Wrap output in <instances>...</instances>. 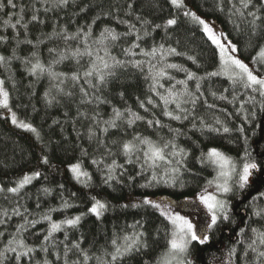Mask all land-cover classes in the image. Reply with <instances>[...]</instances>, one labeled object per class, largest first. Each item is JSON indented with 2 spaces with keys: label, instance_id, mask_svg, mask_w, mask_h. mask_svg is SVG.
<instances>
[{
  "label": "snow or ice",
  "instance_id": "6c2138e0",
  "mask_svg": "<svg viewBox=\"0 0 264 264\" xmlns=\"http://www.w3.org/2000/svg\"><path fill=\"white\" fill-rule=\"evenodd\" d=\"M140 2L141 0H124V3H121L120 0H32L29 5L22 4L18 8L15 0H0V12H3L6 7L14 10L18 8L15 16L9 14V18L3 20L5 28L14 30L22 28L24 30L23 40L18 38L19 31L13 37L16 40V45L28 44L32 45L33 49L36 45L29 38L28 29L30 24H44L46 22L40 18L41 11L46 15L50 12H60L72 7L78 8L77 15L89 12L96 13L90 23L77 26L72 33H69L67 24L59 26L58 31L56 30L57 26H53V33L48 34V39L53 37L63 39L68 45L66 50L68 54L64 51L57 53L56 49L49 48V53L56 55L51 61L44 64L35 50L30 53V58L23 59L17 56L14 50L11 57L0 55V67L7 69L10 67L12 60H21L28 75L36 77L37 80L47 76L53 82L52 88L56 90V95L51 94V89L45 92L46 103L49 106L54 102L60 103L57 96L74 97L77 94L74 91L75 89L79 91V104L81 105L92 104L93 100L97 101L98 104L107 103L108 101L101 99L98 94L107 89L112 81L119 79L121 72L127 71L129 67L140 72H144L147 68L144 78L151 81L149 91L159 97L162 102V116L180 123L191 121L193 129L197 128L196 121L199 120L201 134L205 132L220 133L221 128L223 133L231 131L229 127L223 126V122L219 118L215 119L213 125L208 124L203 117L196 115L198 105H203L208 109L216 107L215 103L208 102L205 93L201 90L202 82L212 77L223 76L231 82L234 90L236 86H240L245 90L250 89L252 93L258 94L262 98L259 105L260 111L264 112V73L261 72V68H264V44L259 46L257 55L252 58V64L260 66L254 68L240 57V49L237 43H234L224 33L218 32L215 25L209 23L206 18H202L195 11L188 9L184 0H169L174 8L184 9L183 16L189 18V21L200 30L203 38L213 48L217 70L207 72L205 76H198L196 72L190 71L182 65L166 62L167 57L185 55V53L177 51L176 47H165L164 43L159 45L153 43L148 49L142 47V43L152 37L157 29H163L166 37L172 39L169 29L178 25V19L173 17L167 19L163 25L153 24L150 19L137 12L134 5ZM223 2L224 0H218L216 5L218 11H224ZM37 4L40 7H37ZM228 4L230 5L228 9L229 20L233 22L234 28L238 32H243L242 25L247 27L246 34L248 35L249 46H252L254 38L264 40V0H228ZM26 10L31 11L30 19L27 20L24 15ZM233 18H236V20H233ZM13 20H15L14 23ZM108 21H114L116 25H124L126 30L123 32L117 31L116 27H113ZM70 22L76 23L75 21ZM98 22L102 26L97 34L94 26ZM8 39L7 36L0 35V43H7ZM72 41L77 42L75 47H72L69 43ZM43 42V40L39 41V43ZM176 43L179 44L180 40L176 39ZM116 48H120L122 56L125 57L124 59L113 54V50ZM137 56H143L147 59H135ZM187 58L196 63L195 57L188 56ZM66 60L75 61L76 68L71 74L54 70V65L63 63ZM168 69L184 72L185 79L176 80L175 77L168 74ZM164 79L168 81L175 80V83L165 88V85L161 83ZM189 81L195 82L194 89L189 87ZM66 84H70L67 91L65 90ZM177 85L182 87L178 89ZM13 87H15L14 81ZM159 89H164V91L161 92ZM123 95L121 92L120 96L122 98ZM208 95L213 100H228L227 96L223 94L217 96L214 91H210ZM9 98L10 93L5 87V80L0 79V108L11 112ZM235 99L236 95L233 91V101ZM233 101L228 102L232 103ZM249 101L254 104L256 96H249ZM247 102L240 104L241 111L244 110V104ZM146 103L151 105L153 109L161 107L160 104L154 102L151 96L147 98ZM139 107L143 108L145 112L149 111L145 106V101H140ZM67 115L66 112L65 116L67 117ZM79 117L92 120L99 133L102 134L98 135L97 131L89 127L88 138L89 140H96L97 149L104 148V154L107 156L116 157L119 155L124 158L123 164L118 163L116 158L105 164L103 156L100 160H91V163L98 168L101 165L104 166L106 173L103 182L110 187L112 181L121 182L119 177L123 176L127 170L125 165L138 164L140 167L138 175L143 174L145 171H151V179L146 184L140 185L141 187H149L153 182L159 184L160 179H158L157 170L161 169L162 166L164 175L168 177L164 180V183L166 185L171 184V186H175L178 181L182 183L183 172L190 171L187 167L190 153L177 143L178 138L184 133L180 128H172L170 124H164L160 119L155 118V113H153L152 119L146 120L144 116L132 111L131 108H125L121 111L119 108L113 107L112 116L108 120H102L99 118L98 112L89 117L77 108V118ZM249 117L255 120V111L245 115L244 120L248 121ZM138 121L145 122L149 128H167L169 133L172 134L171 138L159 136L158 139L153 140L149 136L134 133L131 139L112 140L111 145H118V152H113L112 147L106 143L104 138L107 137L109 130L114 129L127 135L126 129L132 128ZM11 123L18 128L35 134L38 140L41 139L37 128L30 123L18 120L15 112H11ZM54 123L59 124V121H54ZM101 124L104 126L100 127ZM237 131L243 134L245 129L241 126ZM84 154L87 155V151ZM240 160L242 163L216 147L209 148L207 152L201 151L200 156L197 157V161L202 166L212 167L216 171L214 179L207 182L209 187L215 185V192H209L205 189L197 197L199 205L206 209L210 217V220L205 221L199 232L197 225L187 215L175 211L170 201H156L145 196L141 202L131 205L133 208L146 206L155 209L171 225V229L166 233L168 236L166 251L154 264H192V260L189 258L191 244L193 242H198L201 245L206 244L209 240L207 232L210 229L217 226L219 222L231 221L230 201L221 198V196L232 195L234 197L237 192L244 193L245 190L252 189L257 193V195L251 197L253 202L264 199V190H261L260 187L264 186V165L256 162L249 150L247 137L244 138V152ZM41 162L47 165L49 163L48 157L44 156ZM69 170L78 182L84 184L85 187L89 186L91 176L87 171L82 170L81 163L70 165ZM40 177L41 172L34 171L31 174H24L22 178L15 182V186L5 188L0 185V194H4V199H9L7 194H12V196L18 198L10 209L0 208V226H5L4 230L0 231V241H6L0 248V264H54V261L48 258L49 255L55 256V262H58V264H89L90 261H94L95 264H130L131 261L147 254L150 247L148 232L145 224L140 220L127 225V229H130V231L121 230L119 233L113 231L112 237L106 241L107 246L101 248V255L90 254L88 249L82 247L83 236L78 240L69 242V231L81 227L86 216L90 214L100 220L109 211V204L106 201L97 199L96 196H91L92 202L87 212H82L74 217H65L58 222L53 220L52 212L73 207L65 200L61 205V209L50 208L40 216V219H30L29 209L26 205H21L19 200L28 195L24 192L26 186ZM129 179H134V177H129ZM60 187L63 188V185H60ZM42 191L45 194L51 193L49 188H44ZM217 193L220 195H217ZM72 195L75 196L76 194L73 193ZM189 206L195 207V201L190 202ZM22 207L23 211H21ZM36 207H40L39 202H37ZM121 207L127 208L129 205L124 204ZM13 217H19L20 220L15 224L14 231L9 233L6 226L13 220ZM252 217L257 218L259 226L255 227L245 223V226L239 229L237 236L245 237L247 229L251 234L247 237L248 242L243 247L242 254L237 255L236 244L245 245V240L238 238L236 244L229 249L228 257L231 259L235 256L242 264H264V207L253 205L252 214L248 219L251 220ZM42 221L47 222V228L43 230V238L39 244L30 245L24 234L28 233L30 229H34ZM60 232L64 234L63 240H58L56 237V234ZM33 235L39 237L41 233L34 232ZM61 246L63 247V255L59 250ZM249 252L255 254L254 259H247ZM38 253L43 254L40 259H37ZM70 253L75 256V259H70ZM140 264H150V262L141 259Z\"/></svg>",
  "mask_w": 264,
  "mask_h": 264
},
{
  "label": "trees",
  "instance_id": "16d2710c",
  "mask_svg": "<svg viewBox=\"0 0 264 264\" xmlns=\"http://www.w3.org/2000/svg\"><path fill=\"white\" fill-rule=\"evenodd\" d=\"M15 2L19 8L22 4L29 5L32 0H15ZM120 2L124 3V0H120ZM184 2L188 9L195 11L202 18H206L207 21L215 23L222 33L227 35L234 43H237L240 49L239 55L245 62L254 68L260 67L252 64V58L257 55L259 46L264 44V40L254 38L252 46H249L248 35L246 34L247 27L242 25L244 31L238 32L234 28L233 22L229 20L228 9L230 5L228 0L223 2V12L218 11L216 8L218 0H184ZM36 6L40 7L39 4ZM134 6L138 13L150 19L153 24L163 25L167 19L173 17L178 19V25L169 29L172 39L166 37L163 29H157L152 37L142 43V47L148 49L153 43L156 45L164 43L165 47H176L177 51L185 53V55L167 57L166 62L182 65L190 71L196 72L198 76H205L207 72L217 70L212 46L206 42L200 30L189 21V18L183 16L184 9L174 8L169 0H141L140 3H136ZM18 8L14 10L6 7L3 12H0V35L9 38L7 43H0V55L11 57L15 50V54L22 59L30 58V53L35 50L44 64H47L56 55L49 53V48L56 49L57 53L64 51L68 54L66 51L68 45L63 39L55 37L48 39V34L53 33L54 25L57 26L56 30L58 31L59 26L67 24L69 33H72L77 26L90 23L96 14L95 12H89L77 15L78 8L72 7L60 12H50L46 15L41 11L40 18L46 22L44 24H30L28 29L29 38L36 45L33 49L32 45L28 44L16 45V40L13 37L16 36L17 31H19L18 38L20 40L24 39L22 28L14 30L5 28L3 25V20L8 19L9 14L15 16ZM24 15L26 20L30 19L31 11L26 10ZM233 20H236V18H233ZM12 22L14 23L15 20ZM108 23L116 27L117 31L123 32L126 30L124 25H116L114 21H108ZM101 26L99 22L94 26L97 34ZM176 39L180 40L179 44L176 43ZM40 40L44 42L39 43ZM69 43L72 47H75L77 42L72 41ZM113 54L121 59L125 58L122 56L120 48L114 49ZM188 56L195 57L196 63L189 60ZM135 59L144 60L147 58L137 56ZM75 68V61L73 60H66L63 63L54 65L55 71L68 74H71ZM167 72L176 80L185 79L184 72L175 69H168ZM261 72L264 73V68H261ZM146 73L147 68L144 72H140L131 67L127 71L121 72L119 79L112 81L107 89L98 94L101 99L108 101L107 103L98 104L97 101L93 100L92 104L81 105L79 104V91L75 89L74 91L77 94L74 97L57 96L60 103L54 102L49 106L46 103L45 92L51 89V94L56 95V90L52 88L53 82L47 76L37 80L36 77L28 75L21 60H12L10 67L7 69L0 67V79L5 80V87L10 93L9 107L11 112L16 113L18 120L30 123L37 128L41 137L38 140L35 134L16 127L0 110V185L5 188L12 187L24 174H31L34 171L41 172L39 179L26 186L24 192L28 195L19 200L21 205H26L29 209L30 219H40V216L50 208L61 209V205L65 200L73 207L52 212L51 215L54 221L58 222L65 217L71 218L82 212H87V209L91 206V196L106 201L109 204V211L100 220L89 214L82 221L81 227L69 231V242L78 240L83 236L82 247L88 249L90 254L101 255V248L107 246L106 241L112 237L113 231L118 233L121 230L130 231V229H127V225L133 224L137 220L142 221L148 232L150 247L145 256L131 261L130 264H140L141 259L154 264L166 251V240L168 239L166 233L171 229L169 222L160 216L155 209L146 206L133 208L131 205L141 202L145 196L153 200L164 199L170 201L172 205L177 207L179 204L185 205V202L199 194L208 185L207 182L215 177L216 172L212 167L202 166L197 161L201 151L207 152L209 148L216 147L242 163L240 158L244 152V138L247 137L249 150L256 162L264 165V154H258L264 153V112L260 111L259 105L262 98L258 94L252 93L250 89L245 90L240 86H236L234 90L231 82L223 76L212 77L203 81L201 90L205 93L208 102L215 103L216 107L208 109L203 105H198L196 115L203 117L208 124L213 125L215 119L219 118L223 122V126L229 127L231 131L223 133L221 128L220 133L205 132L201 134L199 120L196 121L197 128L193 129L191 121L180 123L162 116V102L159 97L149 91L151 81L145 80ZM13 81L15 87H13ZM161 83L167 88L170 84L175 83V80L168 81L164 79ZM194 86L195 82L189 81V87L194 89ZM69 87L70 84H66L65 90L67 91ZM181 87L177 85L178 89ZM159 91L163 92L164 89H159ZM210 91L216 92L217 96L223 94L228 97V100H213L208 95ZM233 91L236 95L234 101ZM121 92L124 94L123 98L120 96ZM149 96L161 107L153 109L151 105H148L146 101ZM249 96H256L254 104L249 101ZM140 101H145V106L149 109L148 112L139 107ZM228 101L233 102L229 103ZM245 101L248 102L244 104V110L241 111L240 104ZM113 107L119 108L121 111L125 108H131L132 111L144 116L146 120L152 119L153 113H155V118L160 119L164 124H170L172 128L181 129L184 135L178 138L177 143L190 153L187 162L190 171L183 172L182 183L178 181L175 186L166 185L164 180L168 177L164 175L162 166L161 169L157 170L160 183L153 182L149 187H141L140 185L146 184L151 179V171H145L143 174L138 175L137 173L140 172L138 164L125 165L127 170L123 176L119 177L120 183L112 181L110 187L103 182L106 169L103 165L98 168L91 163V160H100L103 156L105 164L110 163L113 158H116L118 163L123 164L124 158L119 155L116 157L107 156L104 154V148L97 149L96 140H89L88 138L89 127L97 131L98 135L102 134L99 133L92 120L84 117L77 118V108L89 117L98 112L100 119L108 120L112 116ZM252 111L256 113L255 120L249 117V120L245 121L244 116ZM66 112L68 113L67 117L65 116ZM54 121H59V124L54 123ZM103 126V124L100 125V127ZM241 126L245 129L243 134L237 131ZM126 131L127 135L124 132L110 129L107 137H104L106 143L112 147L113 152H118V145H111L112 140L131 139L134 133L149 136L153 140L158 139L159 136L171 138L172 135L167 128H149L145 122L141 121L136 122L132 128H128ZM85 151H87V155L84 154ZM44 156L49 159L47 165L41 162ZM78 162L81 163L82 170L87 171L91 176L88 187L78 182L69 170L70 165ZM129 177H134V179L130 180ZM60 185H63V188ZM260 187L261 190H264V186ZM44 188H49L51 193L45 194L42 191ZM73 193L76 195L73 196ZM7 195L8 200L4 199V194H0V208L10 209L18 199L12 194ZM255 195H257L256 191L249 189L245 190L244 193L237 192L234 197L232 195L222 197L230 201L231 221L219 222L217 226L210 229L207 232L209 240L206 244L201 245L198 242L191 244L189 258L192 260V264H242L235 256L229 259L228 251L240 238L245 240V245L236 244V248L237 255L242 254L243 247L248 242L247 237L251 235L246 229L245 237L237 236L239 229L244 227L245 223L255 227L259 226L256 217H252L251 220L248 219L252 214L253 205L264 207V199L254 202L251 200V197ZM37 202L40 204L39 208L36 207ZM124 204L129 205V207L122 208L121 205ZM21 211H23V207ZM19 220V217H13V220L9 222L6 226L9 233L14 231V226ZM4 228L5 226H0V231H3ZM46 228L47 222L42 221L34 229H30L28 233L24 234L27 242L30 245L39 244L43 238V230ZM34 232H40L41 235L35 237ZM56 237L58 240H63V232L57 233ZM4 242L6 241H0V248H2ZM59 250L63 255L62 246ZM42 255V253H38L37 259H40ZM254 257L255 254L249 252L247 259L251 260ZM48 258L53 260L54 264H58V262H55V256L49 255ZM70 259H75V256L71 253ZM89 264H95V262L90 261Z\"/></svg>",
  "mask_w": 264,
  "mask_h": 264
},
{
  "label": "rangeland",
  "instance_id": "374dc122",
  "mask_svg": "<svg viewBox=\"0 0 264 264\" xmlns=\"http://www.w3.org/2000/svg\"><path fill=\"white\" fill-rule=\"evenodd\" d=\"M208 22L215 25L216 30H218V32H221L220 28L215 23H213L212 21H208ZM0 110L3 113V115L7 116L9 120H11V112L3 108H0ZM215 176H216V173H215ZM205 189H207V191L209 192H215V185L211 187L207 185L199 194H201ZM199 194H197L196 196L192 197L187 202H185V205L179 204L178 207L176 205H173L175 211L180 212V214L182 215H187L188 218L192 220L194 224L197 225L198 232L200 228L205 224V221L210 220V217L207 214L206 209H203V207L199 205V201L197 199ZM217 195H220V194L217 193ZM222 197L223 196H221V198ZM156 201H165V200L163 199V200H156ZM192 201H195V207L189 206V203ZM221 264H224V263H221Z\"/></svg>",
  "mask_w": 264,
  "mask_h": 264
},
{
  "label": "bare ground",
  "instance_id": "6f19581e",
  "mask_svg": "<svg viewBox=\"0 0 264 264\" xmlns=\"http://www.w3.org/2000/svg\"><path fill=\"white\" fill-rule=\"evenodd\" d=\"M80 185V184H79Z\"/></svg>",
  "mask_w": 264,
  "mask_h": 264
}]
</instances>
